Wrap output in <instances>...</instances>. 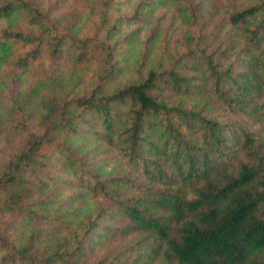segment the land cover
<instances>
[{"label":"trees","instance_id":"1","mask_svg":"<svg viewBox=\"0 0 264 264\" xmlns=\"http://www.w3.org/2000/svg\"><path fill=\"white\" fill-rule=\"evenodd\" d=\"M96 1L100 34L79 36L77 17L0 0V70L43 57L90 70L48 99L39 131L18 129L21 145L0 169V264H90L91 242L110 235L123 246L92 264H264V143L222 116L264 132V0L227 5L225 45L213 50L201 30L209 13L197 24L204 0L143 2V14L176 9L180 57L154 53V32L137 48L138 34L123 36L109 17L115 0ZM99 148L120 169L107 170ZM87 198L94 210L81 208ZM16 218L29 228L18 239Z\"/></svg>","mask_w":264,"mask_h":264},{"label":"rangeland","instance_id":"2","mask_svg":"<svg viewBox=\"0 0 264 264\" xmlns=\"http://www.w3.org/2000/svg\"><path fill=\"white\" fill-rule=\"evenodd\" d=\"M41 7L49 8L52 15L58 19H67L72 16L77 17L75 31L79 36L100 34L98 24L99 16L92 13V7L98 9L96 0H35ZM151 0H115L109 9L110 19L120 18L122 22H116L121 27V32L126 36L138 34L139 44L137 48H141V42L151 33H155L152 46L154 53L165 51L174 56L183 54L186 44L185 26L181 23V18L176 9L171 6L155 5L151 14H143V10L139 9L140 5ZM235 0H204L202 2L203 11L200 10L196 15L198 25L201 28L203 19L209 13V18L205 21L201 30L208 33L207 42L210 47L223 48V37L226 36V30H222L223 11L227 5L234 4ZM238 5V4H235ZM201 9V8H200ZM128 17L130 19H127ZM22 19V18H20ZM122 24V25H121ZM121 25V26H120ZM18 26L24 27L25 22L20 20ZM153 36V35H152ZM122 37V36H121ZM123 42V41H122ZM122 43V47L125 45ZM222 50V49H220ZM128 61H132L130 57ZM131 64V63H130ZM90 74L89 66L72 65L70 61L64 59L48 60L43 57L37 63L33 64L26 71H17L8 67H3L0 70V169L3 163L19 148L22 141V136H19L18 129L22 124L30 130L39 131L43 118H41L42 109L47 111L46 103L51 96H56L61 92V88L70 90L75 87L79 88L82 84L88 82ZM32 90V91H31ZM15 102V106L13 103ZM19 108L16 109V104ZM36 104H40V111ZM221 107L216 109L212 114L219 113ZM39 111V112H38ZM222 116L227 121L231 120L239 125H244L252 131H258L256 138L260 143H264V132L262 126L257 125L245 115L229 114L223 112ZM92 141H88L91 143ZM94 144V143H93ZM92 144V145H93ZM91 145V146H92ZM92 150V149H91ZM98 160L106 158L107 170H118L121 167L119 158L111 151H104L99 148L95 155ZM75 189L73 188L72 191ZM43 195V194H40ZM99 201L92 198L85 199L81 208L88 211L94 210ZM16 225L15 236L20 238L19 234L29 232V228L23 229L24 221L19 219L14 220ZM49 228V226H47ZM34 229V235L36 233ZM43 232L39 233L42 236ZM116 238L111 235L105 239H95L91 242L92 248L87 249L83 257L90 264L100 259L108 258L118 246ZM87 246L86 245L84 247ZM123 246V245H122ZM120 246L119 248H121Z\"/></svg>","mask_w":264,"mask_h":264}]
</instances>
